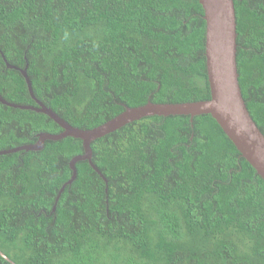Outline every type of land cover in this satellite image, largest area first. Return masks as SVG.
<instances>
[{
	"label": "trees",
	"instance_id": "16d2710c",
	"mask_svg": "<svg viewBox=\"0 0 264 264\" xmlns=\"http://www.w3.org/2000/svg\"><path fill=\"white\" fill-rule=\"evenodd\" d=\"M237 70L264 134V0H233ZM198 0H0V52L91 129L148 100L210 98ZM0 94L37 106L0 54ZM62 128L0 102V150ZM0 155V264H264V180L209 114L145 116L90 143ZM57 198V199H56ZM55 204V210L53 206Z\"/></svg>",
	"mask_w": 264,
	"mask_h": 264
},
{
	"label": "water",
	"instance_id": "95a60500",
	"mask_svg": "<svg viewBox=\"0 0 264 264\" xmlns=\"http://www.w3.org/2000/svg\"><path fill=\"white\" fill-rule=\"evenodd\" d=\"M198 1L204 11L203 18L206 22L205 62L210 89L209 99L179 103H157L148 100L143 105L136 107L127 106L117 116L96 127L79 129L71 126L35 97L30 79L26 73L27 65L25 68L11 65L6 61L3 53L0 52L6 67L18 69L21 72L28 92L37 106L9 102L1 94L0 102L11 107L43 113L62 128V131L56 134L41 132L37 134V140L34 144L3 149L0 150V155L21 150L41 149L47 139L58 140L65 136L81 139L84 152L70 160L69 166L72 170V175L60 188L57 195L58 198L64 186L70 184L75 178V163L80 160H87L90 166L107 182L91 160L92 150L90 143L93 140L120 128L128 122L145 116L189 115L190 120H192L196 115L209 114L231 140L241 156L247 160L264 180V134L250 116L238 80L239 74L236 61L237 29L234 2L233 0ZM52 209L55 210V204Z\"/></svg>",
	"mask_w": 264,
	"mask_h": 264
},
{
	"label": "bare ground",
	"instance_id": "6f19581e",
	"mask_svg": "<svg viewBox=\"0 0 264 264\" xmlns=\"http://www.w3.org/2000/svg\"><path fill=\"white\" fill-rule=\"evenodd\" d=\"M90 129V128H89Z\"/></svg>",
	"mask_w": 264,
	"mask_h": 264
}]
</instances>
